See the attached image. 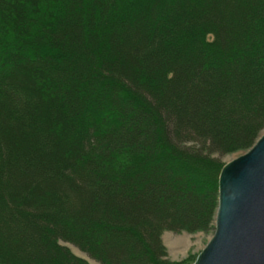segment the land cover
I'll return each instance as SVG.
<instances>
[{"label": "trees", "instance_id": "obj_1", "mask_svg": "<svg viewBox=\"0 0 264 264\" xmlns=\"http://www.w3.org/2000/svg\"><path fill=\"white\" fill-rule=\"evenodd\" d=\"M263 132L264 0H0V264H180Z\"/></svg>", "mask_w": 264, "mask_h": 264}, {"label": "water", "instance_id": "obj_2", "mask_svg": "<svg viewBox=\"0 0 264 264\" xmlns=\"http://www.w3.org/2000/svg\"><path fill=\"white\" fill-rule=\"evenodd\" d=\"M213 234L191 264H264V132L223 164Z\"/></svg>", "mask_w": 264, "mask_h": 264}, {"label": "rangeland", "instance_id": "obj_3", "mask_svg": "<svg viewBox=\"0 0 264 264\" xmlns=\"http://www.w3.org/2000/svg\"><path fill=\"white\" fill-rule=\"evenodd\" d=\"M246 151V150H245ZM245 151H239L223 158L224 162H228ZM214 223V222H213ZM213 223L210 230L206 232H187V231H164L161 234V240L166 249L167 258L173 262L180 264H191L197 254L202 250L207 241L213 234ZM66 244L71 251L86 260L87 264H99L97 261L88 257L86 254L78 250L75 246L69 243Z\"/></svg>", "mask_w": 264, "mask_h": 264}]
</instances>
